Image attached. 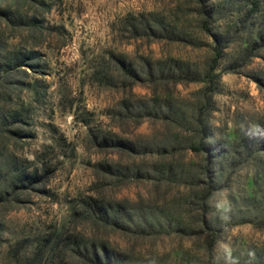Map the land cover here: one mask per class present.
<instances>
[{"label": "rangeland", "instance_id": "1", "mask_svg": "<svg viewBox=\"0 0 264 264\" xmlns=\"http://www.w3.org/2000/svg\"><path fill=\"white\" fill-rule=\"evenodd\" d=\"M0 264H264V0H0Z\"/></svg>", "mask_w": 264, "mask_h": 264}, {"label": "trees", "instance_id": "2", "mask_svg": "<svg viewBox=\"0 0 264 264\" xmlns=\"http://www.w3.org/2000/svg\"><path fill=\"white\" fill-rule=\"evenodd\" d=\"M257 6H258V2L257 1H253L252 3H251V9L250 10H255L256 8H257ZM219 41H220V38H218V36L216 37V41H215V44H216V46H215V50H216V53L218 54V51H220V47H218V43H219ZM224 44H226V43H223V45Z\"/></svg>", "mask_w": 264, "mask_h": 264}]
</instances>
